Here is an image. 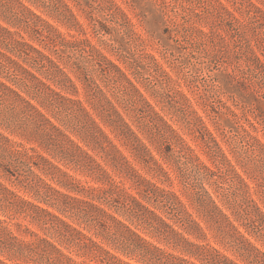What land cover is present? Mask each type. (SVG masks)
<instances>
[{
    "label": "trees",
    "instance_id": "1",
    "mask_svg": "<svg viewBox=\"0 0 264 264\" xmlns=\"http://www.w3.org/2000/svg\"><path fill=\"white\" fill-rule=\"evenodd\" d=\"M15 1L21 10L15 16L18 22L31 24V16L43 19L23 0ZM262 1L263 5L251 0H233L234 10L219 3L217 17L222 25L238 34L252 31L259 35L257 29H264ZM60 2L80 24L66 2ZM110 2L112 6L116 5L114 0ZM3 4L0 0V6ZM3 15L0 10V17L16 27L17 23L10 22ZM76 41L62 42V46L73 50L67 54V61L75 68L72 72L76 77L87 83L86 72L75 52L79 43ZM85 41L92 51L99 53L101 71L104 70L102 63L109 65L104 71L120 88L116 101L120 105L122 103L125 112L102 89L98 92L102 97H98L88 82L90 96H86V101L95 115L79 98L80 87L66 66L27 40L21 32L0 22V46L3 47L0 48V110L10 113L7 117L5 114L0 117V123L11 134L34 141L42 149L25 147L22 142L0 131L2 141L13 148L10 150L13 158L7 167H3L6 170L3 172L14 175L37 202L21 197L1 180L0 200L42 228L63 234L70 245L82 251L83 256L99 264H243L211 244L206 227L172 188L174 179L166 164L176 165L178 176L186 188L185 195L208 227L218 232L220 243L250 264H264V251L240 228L241 225L248 233L264 235V210L254 203L252 209L233 211L232 217L202 182L199 185L191 183L188 187L190 183L184 169H193L192 158L195 157L205 171H211L209 166L200 160L178 129L127 72L90 40ZM247 46L254 58L249 59L248 67L259 80H264V61L251 40L247 41ZM184 100L189 110L183 112L184 119L188 120L195 113L194 117L202 127L199 132L207 138L205 143H214L221 151L223 161L230 164L213 133L197 111L191 108L190 99L184 96ZM62 112L66 113L65 117ZM102 123L110 128L113 135L105 130ZM70 128L80 140L71 136ZM157 142L165 145V149ZM60 164L68 169L73 167L98 185H83ZM138 165L159 179L161 184L145 176ZM232 169L239 175L234 167ZM235 177L248 186L240 175ZM51 180L62 189L53 185ZM67 219L79 226H74ZM16 226L21 229L22 224ZM25 233L30 238L16 233L5 219L0 218V264H81L48 236H41L28 227ZM4 253L8 258L3 257Z\"/></svg>",
    "mask_w": 264,
    "mask_h": 264
},
{
    "label": "rangeland",
    "instance_id": "2",
    "mask_svg": "<svg viewBox=\"0 0 264 264\" xmlns=\"http://www.w3.org/2000/svg\"><path fill=\"white\" fill-rule=\"evenodd\" d=\"M2 1L4 4L0 6V10L10 22L17 25L15 27L7 23L3 17H0V22L21 32L27 40L66 66L80 87L79 98L85 101L95 115V111L86 101V96H90L88 82L96 94L102 89L125 111L122 103L120 105L116 101L120 88L104 71L109 65L102 63L104 70L101 71L99 53L92 51L86 39L127 72L157 109L178 129L200 160L209 166L211 171L203 170L199 161L193 157V169H184L190 183L188 187H191V183L199 185L202 182L232 217L233 211L252 209L255 207L254 203L264 210V80H259L247 64L249 59L254 60L251 49L247 46L248 40H251L257 54L264 61V29H257L259 35H254L252 31L238 34L222 25L217 17L219 3L234 10L233 0H114L115 6H112L110 0H63L73 10L80 24L70 16L60 0H23L44 19L31 16V24L18 22L15 16L21 10L15 0ZM251 1L263 5L262 0ZM236 14L240 16L238 11ZM75 40L79 42L75 52L80 59V66L86 72L87 83L76 77L72 72L75 68L67 61V54L73 50L62 46V42L65 44ZM58 55L65 57L62 59ZM97 96L102 97L99 93ZM184 96L190 99L191 108L197 111L206 127L213 133L230 164L223 161L221 151L219 152L214 143H205L207 138L199 132L202 127L194 117L195 113L188 120L184 119L183 112L188 110ZM73 97L76 98L77 95ZM4 114L7 117L10 113L0 110V117ZM65 114L62 112V116L65 117ZM98 119L101 121L100 117ZM103 127L113 135L109 127L104 124ZM68 130L74 139L80 140L79 135L71 131V128ZM0 131L22 142L25 147H38V143L34 141L11 134L1 123ZM205 133L203 129V134ZM158 144L165 149V145L160 142ZM122 147L131 157L129 151ZM11 149L13 148L0 138V180L21 197L37 202L33 194L24 189L14 175L4 173L6 170L3 167H7L13 158ZM154 153L161 159L156 151ZM231 165L248 186L235 177L239 175L234 174ZM166 166L174 179L172 188L181 195L190 211L206 227L211 244L243 264H250L220 243L218 232L208 227L185 195L186 188L178 176L176 165ZM62 168L68 170L83 185H98L91 177L75 171L73 167ZM138 168L145 176L161 184L146 169L140 165ZM51 183L62 189L54 181L51 180ZM164 185L168 186L166 183ZM188 191L192 192L193 189ZM41 205L47 207L44 203ZM0 218L5 219L22 236L30 238L25 233L28 227L41 236L57 241L65 253L81 264H99L83 256L80 253L82 251L77 246L70 245L63 234L33 223L30 218L17 213L13 206L3 200H0ZM67 221L79 226L70 219ZM16 224H22L21 229ZM240 228L264 251V235L248 233L241 225ZM90 234L93 235L92 232ZM96 239L101 242L100 238ZM7 256L4 253L3 257L8 258ZM119 256L128 260L123 255Z\"/></svg>",
    "mask_w": 264,
    "mask_h": 264
}]
</instances>
